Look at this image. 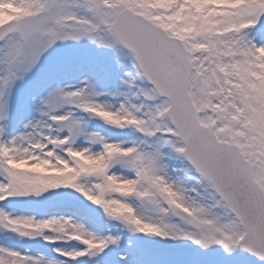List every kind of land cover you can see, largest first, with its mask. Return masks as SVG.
Wrapping results in <instances>:
<instances>
[{
	"label": "snow or ice",
	"instance_id": "1",
	"mask_svg": "<svg viewBox=\"0 0 264 264\" xmlns=\"http://www.w3.org/2000/svg\"><path fill=\"white\" fill-rule=\"evenodd\" d=\"M0 264H264V0H0Z\"/></svg>",
	"mask_w": 264,
	"mask_h": 264
}]
</instances>
